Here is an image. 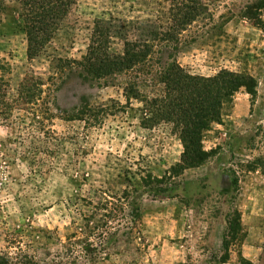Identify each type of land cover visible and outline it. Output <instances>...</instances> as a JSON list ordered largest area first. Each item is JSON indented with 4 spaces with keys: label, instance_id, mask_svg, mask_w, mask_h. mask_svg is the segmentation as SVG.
I'll use <instances>...</instances> for the list:
<instances>
[{
    "label": "rangeland",
    "instance_id": "obj_1",
    "mask_svg": "<svg viewBox=\"0 0 264 264\" xmlns=\"http://www.w3.org/2000/svg\"><path fill=\"white\" fill-rule=\"evenodd\" d=\"M202 2L207 16L149 45L193 76L249 75L256 94L233 96L203 133L207 159L183 169L167 127L143 128L136 101L120 108L127 77L98 80L83 60L97 20L128 22L129 39L165 33L170 0H78L30 62L19 0H0V76L10 94L42 83L35 121L0 120V264H264V35L244 15L254 5L264 21V0ZM86 106L106 108L99 124Z\"/></svg>",
    "mask_w": 264,
    "mask_h": 264
},
{
    "label": "trees",
    "instance_id": "obj_2",
    "mask_svg": "<svg viewBox=\"0 0 264 264\" xmlns=\"http://www.w3.org/2000/svg\"><path fill=\"white\" fill-rule=\"evenodd\" d=\"M77 1L19 0L27 61L38 57ZM257 9L248 5L244 15L264 35V21L255 14ZM208 12V4L202 0H170L168 20L172 27L163 33L156 32L152 26L134 39L128 38V22L97 20L83 59L88 71L93 72L98 80L122 74L127 77L122 94L126 104L120 108L125 109L131 101H136L142 106L143 128L167 127L182 147L179 161L183 169L196 167L207 159L208 154L202 147L203 133L220 119L222 110L231 103L233 96L242 88L251 97L256 94V83L249 75L221 70L211 77L193 76L177 64L175 49L155 51L149 45L150 40L159 38L176 41L175 32L184 30L207 16ZM114 22L120 23L121 28ZM112 39L121 40V52L110 51ZM141 76L148 78L141 81ZM147 80L150 87L155 88V94L148 95L142 90L147 87ZM41 85L39 77L29 76L23 79L14 94H10L8 82L0 76V120H10L12 113L18 110L25 118L31 115L30 119L35 121ZM81 110L80 117L91 125L99 124L106 113V108L100 110L86 106ZM37 124L41 125L37 130H44L41 123ZM44 133L48 135L52 131Z\"/></svg>",
    "mask_w": 264,
    "mask_h": 264
}]
</instances>
